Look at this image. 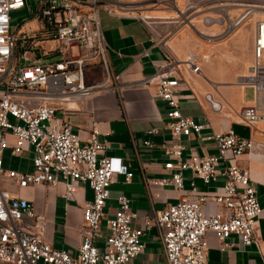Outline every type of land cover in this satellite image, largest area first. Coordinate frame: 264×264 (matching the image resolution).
I'll return each mask as SVG.
<instances>
[{
    "label": "built area",
    "instance_id": "built-area-1",
    "mask_svg": "<svg viewBox=\"0 0 264 264\" xmlns=\"http://www.w3.org/2000/svg\"><path fill=\"white\" fill-rule=\"evenodd\" d=\"M101 1L88 0V9L82 11L77 0H37L34 19L38 29L51 34L58 42L56 57L38 62L34 58H39V54L27 56L16 51L11 34L10 12L24 7L25 0H0V262L133 264L132 260L143 249L144 230L151 225L159 231L167 264H207L205 236L209 231L216 234L221 250L234 245L225 241L231 235L244 246L256 243L255 226L262 209L249 171L237 163L252 142L232 131L213 133L208 138L214 142L215 155L198 156L190 152L183 158L182 137L199 135L208 124L183 116L175 93L184 83L185 75H198L201 70L194 55L179 58L167 40L158 42L160 36L154 33L152 37L161 47L163 57L143 83L154 84L160 99L170 107L166 118L173 141L163 147L168 157L164 168L174 172L170 177L149 180L146 185L148 188L171 186L184 192L182 172L187 170L201 180L203 187L191 182L187 196L153 218L145 217L138 228L131 226L136 214L128 198L118 196L113 215L106 219L107 235L102 249L94 244L101 237L109 186L117 175H124L127 183L131 178L121 158L99 156L106 142L98 141L96 127L85 140L72 131L68 109L64 107L69 102L89 98L100 88L101 85L86 84V67L100 65L108 78V56L99 20L100 10L107 8ZM247 7H251L250 12L257 9L253 4ZM247 14L240 15L234 26L240 25ZM225 16L228 18L227 14ZM180 25L192 26V23L189 17H183ZM239 81L253 88L254 104L241 108L234 121L251 128L260 126L264 132V17L255 20L253 62L249 73ZM8 135L14 138L12 145L8 144ZM6 148L14 157L30 148L32 169L6 168L2 158ZM219 178H223V183L208 189ZM4 181L17 188L61 183L65 186L66 198L75 192L76 182L89 185L92 200L83 208L81 242L75 256L52 247L40 232L21 228L25 220L35 218L34 206L29 200L15 196ZM209 205H213L214 210L206 213ZM42 229L39 227V231Z\"/></svg>",
    "mask_w": 264,
    "mask_h": 264
},
{
    "label": "crops",
    "instance_id": "crops-1",
    "mask_svg": "<svg viewBox=\"0 0 264 264\" xmlns=\"http://www.w3.org/2000/svg\"><path fill=\"white\" fill-rule=\"evenodd\" d=\"M77 1L81 3L82 11L88 9V0ZM172 1L179 8L184 2ZM101 2L107 8L100 10L99 20L108 56V78L100 65L86 67V84L101 85L100 88L89 98L69 102L64 107L68 109L67 117L72 131L85 140L90 130L96 127L99 131L98 141L106 142L99 156L121 158L131 178L127 183L124 175H117L109 186L110 196L101 220V237L94 244L102 249L107 235L106 219L113 215L118 196L128 198L131 210L136 214L131 226L138 228L143 225L145 217L153 218L168 205L187 196L191 182L203 187L201 180L187 170L182 172L184 192L171 186L148 188L146 185L149 180L170 177L174 172L164 168L168 157L163 147L173 141L166 118L170 107L160 99L154 84L143 83L155 71L156 62L163 57L161 47L152 37L156 33L160 36L157 41L166 39L179 58L194 55L201 70L198 75H185L184 83L175 93L183 116L208 124L199 135L182 137L185 147L183 158L190 152L198 156L215 155L214 142L208 138L213 133L232 131L252 142L250 149L238 158L237 163L249 171L262 209L255 226L257 242L244 246L236 236L231 235L225 241L234 245L221 250L216 234L209 231L205 236L207 264H264V132L260 126L251 128L234 121L241 108L254 104L253 88L242 84L239 78L249 73L253 62L255 21L250 26L233 25L230 28L229 22L236 20L239 14L230 17L228 13V18H223L222 23L203 26L191 21L192 26H181L177 17L178 8L167 9L170 0ZM159 2L164 4L156 6ZM26 22L23 21L16 28V51L24 38L39 33V39L30 45L32 49L20 51L19 54H39L40 57L34 58V61L55 58L58 42L51 34L46 35L38 29L37 22L31 28L25 25ZM207 95L218 104L217 109L206 99ZM7 141L12 145L14 138L8 135ZM9 155L10 149L6 148L3 152L6 168L19 171L32 169L30 148L13 163L9 161ZM222 183L223 178H219L208 189ZM10 190L34 206L35 218L25 220L21 228L33 233L40 232L43 240L52 247L66 250L72 256L77 254L81 242L83 208L92 200V190L87 183L76 182V190L69 198L64 196L65 186L61 183L25 188L14 186ZM213 210V205L205 208L206 213ZM39 227L43 228L42 231H39ZM158 236L155 225L144 230L141 237L143 249L134 257L133 264H167Z\"/></svg>",
    "mask_w": 264,
    "mask_h": 264
},
{
    "label": "rangeland",
    "instance_id": "rangeland-1",
    "mask_svg": "<svg viewBox=\"0 0 264 264\" xmlns=\"http://www.w3.org/2000/svg\"><path fill=\"white\" fill-rule=\"evenodd\" d=\"M162 4L164 3L159 2L156 6H162ZM169 4H170L168 5L169 8L167 9H177V8L178 10L181 9V11L179 10L181 12V15L179 12L177 15L179 23L183 17H189V19H193L194 24H200L206 26V24L204 23V19L206 17L217 18L218 16H221L222 18L226 19V16L225 17L223 16L228 13L230 14V17H233L237 14L240 15L242 11H245L249 8V7L245 8L246 5H251V4L264 5V0H184L183 4L180 5V8L177 7L172 0H170ZM36 6H37V0H25L24 7L10 12L11 33H13L15 29L25 20L27 21L25 25H27L30 28L36 25V21L35 19H33ZM225 7H226V11L225 13H223L222 9ZM256 11L257 12H255L254 14L252 13L246 16L243 22L240 24V26L241 25L250 26L255 20L264 17V13H262L263 8L260 9L257 8ZM44 60L45 58L37 59L36 61L43 62ZM104 74L106 77L105 70H104ZM10 120L16 123V121L13 118H10ZM19 157L17 156L14 157L9 155L8 159L11 163H13L14 161H17ZM4 184L9 189L14 187L13 184L9 181H4Z\"/></svg>",
    "mask_w": 264,
    "mask_h": 264
},
{
    "label": "trees",
    "instance_id": "trees-1",
    "mask_svg": "<svg viewBox=\"0 0 264 264\" xmlns=\"http://www.w3.org/2000/svg\"><path fill=\"white\" fill-rule=\"evenodd\" d=\"M39 39V33L34 35V36H31V37H26L22 40V42L19 44L18 46V50L17 52L19 53L20 51H25V50H31V43L34 41V40H38ZM56 51H55V54L56 55Z\"/></svg>",
    "mask_w": 264,
    "mask_h": 264
},
{
    "label": "water",
    "instance_id": "water-1",
    "mask_svg": "<svg viewBox=\"0 0 264 264\" xmlns=\"http://www.w3.org/2000/svg\"><path fill=\"white\" fill-rule=\"evenodd\" d=\"M222 21H223V18L222 17H220V18H210V17H206L204 19V23L206 24V26H208V25H210L212 23H222ZM15 33H16V29L12 33L13 36L15 35ZM206 99L210 101V103H211V105L213 107H215L216 109L218 108V104L216 102H212L211 97L209 95L206 96Z\"/></svg>",
    "mask_w": 264,
    "mask_h": 264
},
{
    "label": "bare ground",
    "instance_id": "bare-ground-1",
    "mask_svg": "<svg viewBox=\"0 0 264 264\" xmlns=\"http://www.w3.org/2000/svg\"><path fill=\"white\" fill-rule=\"evenodd\" d=\"M253 6H256V7L259 8V9H260V8H263L262 13H264V6H262V5H259V6H258L257 4H255V5L253 4ZM250 10H251V7H249V8H248L247 10H245V11H242L240 15H242V14L246 15L248 12H249V14H252V13L254 14L255 12H257L256 10L250 12ZM222 11H223V13H225V11H226V7L223 8ZM249 14H247V16H248ZM240 15H239V16H240ZM239 16H238V17H239ZM237 19H238V18H237ZM237 19H236V20H237ZM190 20L193 21V19H190ZM236 20L232 21V23H231V21L229 22V24L231 25L230 28L233 27L234 22H235Z\"/></svg>",
    "mask_w": 264,
    "mask_h": 264
}]
</instances>
